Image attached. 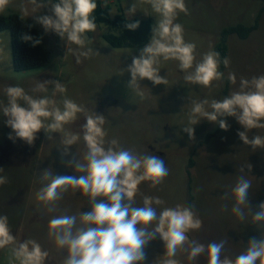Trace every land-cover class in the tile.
<instances>
[{
  "label": "rangeland",
  "instance_id": "obj_1",
  "mask_svg": "<svg viewBox=\"0 0 264 264\" xmlns=\"http://www.w3.org/2000/svg\"><path fill=\"white\" fill-rule=\"evenodd\" d=\"M103 1L110 5L112 17L118 14L119 8L126 15L127 6L133 3V0ZM19 3L20 0H13L0 16L19 15L16 9ZM185 3L188 14L179 13L176 22L183 25L185 41L196 44L197 62L203 53L215 51L224 29L239 24L245 27L258 24L247 39L235 34L228 37L230 64L224 73L227 77L231 71L237 77L235 85L230 83L229 95L239 89L241 77L251 79L264 74V0H185ZM51 14L48 6L36 15ZM128 19H151L154 25L157 17L148 5L138 4V11ZM26 21L40 33L48 61L39 69L16 72L12 63L11 33L0 31L3 64L8 65L0 70V102L7 103L4 93L7 86L18 85L29 94L39 96L44 93L31 92L37 80H60L67 92L63 95L58 93L55 99L62 100L66 95L84 105L89 113L104 115V128L108 132L106 139L117 138L126 149L139 154H153L164 160L169 175L156 188L150 187L148 182L142 183L135 197L136 206H143L144 196L159 197L165 202L153 205L158 213L165 207L178 204L194 205L202 227L189 231V239L203 244L225 240L222 256L230 258L244 252L253 237L259 240L264 236V223L259 227L252 224L247 209L246 217L241 221L231 211L234 203L231 196L223 198L225 192L231 193L237 178L243 174L252 183L247 199L253 214L259 210L258 205L264 202V149L253 150L243 144L237 132L244 131V128L234 117L226 118L230 126L227 131L206 119L193 126L194 137L191 139L182 130L188 126L191 101L223 99L225 81H213L209 88L191 84L184 80L177 61H162L160 75L167 76V85H153L147 79L141 81L147 96L141 100L127 88L131 76L126 69L132 63V57H138L144 46L114 48L105 40V35L114 31L108 25L96 22V31L87 33V47L99 54L89 59L81 58L82 62L77 63L72 53L67 54V44L58 35L45 33L32 17ZM219 70L222 71L221 65ZM47 94L51 95V87ZM6 119L0 110V168L4 170L0 175L7 178V183L0 186V215L8 217L10 230L18 242L35 240L48 251L45 264H62L66 253L58 250L48 237L49 220L58 215L78 216L80 211L89 212L91 207L87 197L70 189L63 194L56 211L49 212L38 204L35 193L42 186L39 177L45 169L53 170L55 175H77L74 167L66 166V163L74 155L82 158L86 151L85 142L81 138L76 145L70 146V155L62 156L58 149L61 147V134L53 133V140H49L41 130L34 143L29 145L19 138L9 139L12 130L5 124ZM82 123L83 114L65 127L82 136ZM248 134L250 138L254 135L264 137V128L252 129ZM241 167H244V173L240 172ZM224 205H227L226 210H223ZM145 251L147 259L144 264H158L164 254V243L157 237ZM187 254L181 250L175 259L180 264H207L205 255L189 261ZM0 264H19L12 258L11 246L0 249Z\"/></svg>",
  "mask_w": 264,
  "mask_h": 264
},
{
  "label": "clouds",
  "instance_id": "obj_2",
  "mask_svg": "<svg viewBox=\"0 0 264 264\" xmlns=\"http://www.w3.org/2000/svg\"><path fill=\"white\" fill-rule=\"evenodd\" d=\"M12 3L13 0H0V13ZM138 4L148 5L157 17L149 42L138 57H132V63L126 69L131 76L127 88L141 100L147 98L141 81L147 79L153 85H167V76L160 75L162 61H177L186 82L205 88L211 87L213 81L225 78V73L219 69L221 63L225 68L229 66L227 57L221 60L219 52L209 50L197 62L196 44L185 41L183 25L176 22L179 13L188 14L185 0H133L126 8L127 18L135 15ZM48 6L51 15H36ZM97 6V0H20L16 9L22 21L32 17L45 33L58 35L67 44V54L72 53L76 62L81 63V58L89 59L99 54L87 47V33L97 29L94 15ZM125 27L135 31L140 27V21L128 22ZM22 40L32 42L34 47L42 43V38L27 34L22 36ZM2 54L3 49H0V70L8 66L3 64ZM227 80L235 85L236 74L228 72ZM49 87L51 95L47 94ZM31 92L44 95L29 94L18 85L4 89L7 103L0 102V110L7 118L5 124L12 130L9 139L19 138L32 145L43 130L49 140H53V133L61 134V147L58 149L62 156L70 155V146L76 145L81 138L86 147L82 158L74 155L66 163V166L74 167L77 175H55L53 170L45 169L39 177L42 186L35 193L38 204L49 212L56 211L63 194L70 189L87 197L91 207L89 212L80 211L78 216L58 215L49 220L48 237L58 250L66 253L62 264H144L147 259L145 249L157 237L164 243V254L158 264H180L175 257L181 250L188 253L189 261L205 255L207 264H264V236L259 240L253 237L244 252L230 258L222 256L225 240L203 244L189 239V231L202 227L194 205L178 204L165 207L158 213L153 205L165 202L159 197L144 196L143 206H136L135 197L142 183L148 182L150 187L156 188L169 175L164 160L153 154H139L126 149L117 138L106 139L108 132L104 128V115L89 113L84 105L66 95L62 100L55 99L58 93L63 95L67 92L60 80H37ZM191 104L188 126L182 128L190 139L194 137L193 126L201 119L216 123L227 131L230 126L226 118L234 117L244 128V131L237 132L243 144L253 150L264 149V137L254 135L250 138L248 134L252 129L264 128V74L251 79L241 77L239 89L223 99L205 98L191 101ZM81 114L84 116V123L80 125L82 136L65 127L77 121ZM3 171L0 168V172ZM240 172L244 173V167ZM5 183L7 178L0 175V186ZM251 186V181L242 174L231 193L225 192L223 198L231 196L234 201L231 211L241 221L245 219L247 209L252 224L259 227L264 223V202L253 214L247 199ZM226 209L227 205H224L223 210ZM9 246L12 258L19 264H45L49 256L48 251L35 240L18 242L10 230L8 217L0 215V249Z\"/></svg>",
  "mask_w": 264,
  "mask_h": 264
},
{
  "label": "trees",
  "instance_id": "obj_3",
  "mask_svg": "<svg viewBox=\"0 0 264 264\" xmlns=\"http://www.w3.org/2000/svg\"><path fill=\"white\" fill-rule=\"evenodd\" d=\"M107 4V3H106ZM97 9L95 10L96 22L108 25L114 33L105 35V40L114 48H133L145 46L152 34V20H139L140 27L135 30H128L125 24L134 22L137 19L130 20L125 15L122 8L116 16L112 17L110 14L111 7L109 4L105 6L103 0H97ZM260 17V16H259ZM258 17V18H259ZM29 22L22 21L18 14H11L9 16H0V31H10L11 33V46H12V63L16 72L29 71L43 67L48 61V52L45 49L43 42L37 46H33L32 42H25L22 36L27 34L33 38H41L38 30L33 27ZM258 27L256 23L252 27H245L241 24L226 28L222 31L221 42L215 47V51L220 53L221 60L229 55V47L227 44L230 35H238L241 39H247L250 34ZM222 72L225 67L221 63ZM226 87L223 91L224 97L229 95L230 82L227 77L223 79ZM228 118V117H227ZM211 135L208 137V139Z\"/></svg>",
  "mask_w": 264,
  "mask_h": 264
}]
</instances>
